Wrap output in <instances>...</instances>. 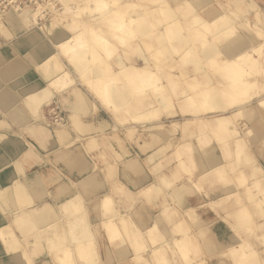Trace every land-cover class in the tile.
I'll return each mask as SVG.
<instances>
[{
    "label": "bare ground",
    "instance_id": "1",
    "mask_svg": "<svg viewBox=\"0 0 264 264\" xmlns=\"http://www.w3.org/2000/svg\"><path fill=\"white\" fill-rule=\"evenodd\" d=\"M16 1L17 0H1L3 8H0V32L9 41L17 40L20 36L23 35H25V37L28 36L26 41V58L28 59V61H31L28 64L32 65L35 63L36 65H40L43 63L45 65V69L41 73V77L43 78L41 80L44 82H51L56 91H58L57 89H60L57 94L60 96L59 98L62 99V105H70V109L72 110V112L70 113V115H68L70 117H73V119H76V116L80 115L79 113L81 112H84L86 114L90 112L91 104L93 106L95 104V108L97 107V105L96 102L92 100L93 98L91 99L89 97L90 94L87 95L84 91H82L78 87H73L71 84L67 85V83L64 82L63 78L61 77L55 78L59 73H61L59 67L60 65L57 66L56 63H47L48 59L53 55L54 47H56L59 51L60 57L68 54V57H70V61L74 69L77 71V73L80 74V76L78 77L81 83L83 82L84 84H92V86L87 84L89 86L87 88L92 91L93 89H91V87H94L93 84H95L93 81L94 78H96V76H99L98 78H101V76L103 75H99L102 72V69L99 68L100 66H98V63H100V65H102L103 63L101 61L104 60L103 54H113L116 56L114 57V62H119L118 60H120V56L118 54H123L122 50L126 48L132 51L134 47L132 42H134V39L139 38V41L140 37H142L143 35L142 44L145 43V45H147V48L145 45H141V47H145H142V52L138 53L142 61V65L140 66L143 67H136V69H134L135 71H137L138 69L139 72L141 69V72L137 73V71L136 73L138 75H133L132 73H130V71L133 70V66L131 67L130 64H127L130 65L128 67L131 70L129 69L130 71L128 70V73L126 74L130 75H124L125 77L123 78L122 75L125 74V71H127L128 67L126 66L127 69H125V67L121 65L119 69L121 71L120 73H122V71L124 72L121 75V78H123V80L125 81L127 79V81L130 82L129 84H131L128 89L129 93L125 91L124 88L118 87V82H122L120 81L121 78L117 76L120 75V73H115V75H117L115 77H111L110 79H108L109 76L106 73V77L108 79V81L106 80V82L109 83V86L103 88L101 97L106 96V99L102 101L105 102L106 100L109 106L112 104V108L119 110L120 108H124L127 104H129L130 100L132 99L138 100L139 98L138 104L146 105L148 99L146 97L147 95L145 96V94H141V92L150 90L152 94H155L154 96L157 97L156 102L158 104H161V109L139 110L138 114H134L131 116L134 124L126 123L127 118L122 116H118L116 118V120L122 123L114 122L115 119L112 120L113 122H109L105 119V121H98L97 124L92 123V120H90L91 118L84 117L82 119H84V121H87L82 123V126L79 128V130L70 135L68 130H65V128H63V125H56L57 122L58 124H62L65 118L54 120L52 119L54 122H56L55 127L53 129L48 127L46 116L41 110L44 106V103H46V101L50 98V89L49 87L47 89V87L45 88L43 86H40L38 82H36L34 85L25 87L24 84H26L30 78V74L27 73L24 74V80L26 82H23L21 78H18L16 80L13 79L12 86L22 91L20 98L21 101H18L20 103L26 102V106L29 107L30 114H32V117L36 120L31 121L32 123H25V125H22V128L20 129L29 134L31 137H34V139L39 141L41 145H51L53 149L50 154H55L54 156L56 157V160L62 161L66 164H71V168H78L83 166L81 170H87L85 174L83 176H80V178L76 181L68 179L72 187L76 183L84 186L83 188H81L82 190H85L88 187L92 188L93 186L98 188V186L100 187V184L102 186L105 181H102V184L101 181L97 180V177L95 179L93 178L95 174H97V176H100L104 173V171H102V167H104L105 165H100V163H102V160L103 162L110 161L109 163L111 167L108 169V171L110 170L108 172V176L112 178L110 182L117 183L115 181L119 180L117 175L124 168L125 170H129L130 173L135 177L137 176L136 178L143 179L140 182V184L143 185L134 190H127L124 189V187L119 186V188L122 189L123 195H125L124 197L126 209L124 211L115 206L117 202L112 199V192L103 194L102 198H104V200L101 202V204H103L102 207L108 208L109 211L106 210L104 212H100L101 214L99 215L100 218L98 222L94 223V225H107V228L113 229L111 230L113 232H111L109 235V239L111 241H115L119 238V241L121 240L122 242H127V244L128 242L130 243L129 246H126V244L124 243L125 247L124 244H119L122 245L123 248L118 245L120 250L117 247L118 252L116 251V253H121L119 257L128 255L127 257L131 260L135 262H143L144 264H152V260L154 258H158L159 261L157 262H159V264H176L180 262L182 264H208L207 260L211 255L208 253L214 251L212 250V248L215 245L213 246L212 239H207L204 249L207 251H205L206 254H203L204 251L202 253L198 252V250L202 251L204 247V245L203 247H200V239L198 237L200 235L198 233L203 231L204 228L209 224V222L201 219L202 217L200 214H198L196 209L197 205H195L196 207H194L183 204L185 201L183 198L184 194L175 196L176 193L182 192L183 189H178L173 193L172 191L176 189L174 186L176 185L175 180H178L179 178V166L182 167L184 162V159L181 157L183 155V151H181L182 147H185L187 145L186 149L193 151V155L190 157V160H195L198 164L203 165L201 168L202 173L206 174V172L208 173L212 169L217 170L216 167L227 165L226 160L230 158V156L232 158V162L238 157L239 150H235V148H237L236 145H238L236 144V138V143H233L235 145L230 144V139L228 140L229 136L231 137L232 133H234V136L235 134H240V130L234 122V118L239 115L244 116L248 111L252 110V108L253 110L260 109L261 113L264 112V8L261 6V1L264 4V0H260V2L258 0H253L252 6L250 5V3H248V7L246 9L247 13L245 14H240V10L239 12L235 11L234 7L229 2L227 4H224V2H222L221 0L214 1L213 3L212 1L207 2L205 0H185L187 4L189 3L187 7H185L187 4L184 2V0H175L177 6L175 4L172 5L171 8L175 7L176 11L179 4H186L184 6L186 10L183 7L184 4L180 5L184 8L185 12L183 13V11H181L180 13V11H177L179 13H176L178 14L177 17L174 16V13V15L172 14L173 9L172 11L170 10L171 14L169 11L170 8H168V10L165 9V7L168 6L167 0H144L146 4L143 0H140L142 4L146 5L142 8L148 10L149 8H151V10H159L161 16H163V20L160 21V19L158 20L157 15L156 20H158V22H155L154 24H160L161 26L166 25L167 27H170L169 29H166L167 27L163 26L164 29L168 30L165 34L164 31L166 30H163V34L160 32L161 35L158 34L156 36H152L157 46H159L158 48L161 49L157 50V48H154L155 51L151 50V52L154 53L152 54L154 56H156V53H159L161 55L162 53L160 52L164 49L168 50V47L170 48V50H172L171 48L174 47V50H172L173 52L179 50L180 48L189 51L192 46L194 47V49H197L199 53H201L200 60H202L204 63L207 62L205 63L206 66L209 61H212V63L214 61H218L221 65H223V67H226L225 65L228 66V68L226 67V69H228L227 73L223 74L224 78H221V80H217V82L215 83L214 79L216 78H212L216 76L214 75V71L213 74H210V72L207 74L209 77L200 76L201 74L199 72L202 71V66L200 65V62H198V60L190 59L186 61L185 57L181 58L188 53L187 51V53L184 52L185 54L183 53L182 55H179V57H177V59L175 60L164 59L158 61L157 57L153 58L154 60L152 59L151 53L148 51V48L152 49L153 45L149 44L150 46H152V48L148 46V43L146 44V42L144 41V36L146 37L145 39H147V35L150 34V32L152 33V28H154L153 26L156 25H151V22H147L148 19H144L146 21L139 20V22L140 24H144L145 28L141 27L142 29L136 30L133 27L132 24H134L136 19H142L144 16L143 13V16H141L142 18L134 16L135 14L133 11L135 9H132L134 8L133 5H135L134 2L132 3L130 1L131 3L128 4L129 1L127 0H76V2H74L75 6H72L68 4V2H70L69 0H56V4L55 2H53L54 0H48L47 6L51 9L52 13H57L59 14V16L65 15L69 18L66 22L72 23L73 26V29L70 28V31L71 29L73 31L75 30L74 26L80 25L79 27H81L84 22H82L81 20L82 16H86V13L91 12L89 13V16H92L91 23L93 25L95 24L96 27L90 26L91 23L88 21L89 23H87V25L90 24L88 26L92 27V29L89 28L88 30L92 31H90L91 34L88 35L89 37H86L83 32V34L81 32L79 33L81 35H74V33L70 35L65 31H57L53 34L47 32L48 35L44 36L41 33L32 31L33 26L38 23V16H40L41 13L45 10L43 11V7L37 2L29 5V3L23 0H21L20 2ZM126 1L127 3L125 4ZM140 1L136 0L137 3H139ZM154 2H156L155 5H152ZM177 2L180 3L178 4ZM121 3L125 4L126 7L127 5H130V8L128 7L126 9L123 4L119 5ZM254 3H256V5ZM200 5L202 7H207L208 9L200 12ZM91 6L93 7V9H91ZM112 6L113 9H111ZM152 16L155 18L154 15H148L147 17L150 18L149 20H151ZM109 18H111V21L109 20ZM165 18L167 20L169 18L170 20L167 21ZM232 18H235L236 21L232 20ZM164 19L166 21H164ZM104 23H106L107 26L108 24H111V26L109 25L108 27H106V24ZM168 23H170L172 26H168ZM244 23L249 27V30L246 32L253 35V37H250L251 39L249 41H244L242 39L243 37L241 36L242 34H236V30L233 29L234 27L239 26V24L243 25ZM140 24H138L137 21V24L135 26ZM236 24L238 25L235 26ZM211 28L214 31L216 30L215 33L212 32L214 34H212V36L214 37H211L210 35L207 36L208 32L211 33ZM10 29L14 32L10 31ZM107 29L112 30V32L108 31L110 36H106V33H108ZM140 33L142 34L141 36L135 37L136 35H140ZM253 33H256L255 35L257 36L254 37ZM231 35L234 37V39L237 38V41L235 40L236 42L234 43L235 45L232 44L233 47L231 49L233 50L231 52L225 46L227 51L229 50L228 52L231 53V57L227 58L228 56L225 55L228 52H226L225 54L223 53L224 55L219 51L218 53H215L214 51L218 49L219 43H222L224 41H222V39L231 38ZM258 36L261 37V39L259 38V40L262 41L255 42V38H257ZM210 37L213 39L215 38L216 41H214L218 45L210 43ZM240 37L241 40H243L241 41L242 43L240 42V40H238L240 39ZM147 40L149 41V39ZM171 40L174 42V45L170 44L169 46V44L167 43ZM194 41H198L201 47L199 44H195ZM207 41L209 43L206 44ZM230 41L228 40V42L226 41L224 43L231 45L229 44ZM140 42L142 41L140 40ZM211 42L213 41L211 40ZM31 46L33 48L32 51H34L30 55L29 48ZM177 53L175 52V54ZM160 55L158 57H160ZM11 56H8L7 58H10ZM106 56L105 59H107ZM91 59L93 60L92 63L90 62L92 61ZM95 59H97V61L99 62L97 63V65L95 64L96 67L98 66V68H93L95 70L94 76H81L84 74V72H86V75L90 72L88 71V69H90V65L88 67L87 64H93L94 62L96 63L97 61ZM177 62L181 65H178ZM188 65L192 68L191 73L189 75H181V72L183 71L185 73L186 70L181 69L184 67L186 68V66ZM104 66L109 67L108 63L105 62V60ZM168 66H170L171 69H173L172 67L175 66L174 69L176 71H168ZM101 67H103V65ZM214 67L215 66H213V68ZM110 68L109 70L107 69L108 72L111 70ZM98 70H100V73ZM63 72L65 75L69 73L68 70L65 69ZM131 72L134 73V71ZM112 73L114 74V72ZM67 79L69 80V78ZM205 79L207 82L212 81L213 86H203ZM102 84L100 86V89H102ZM121 85H123V87L125 86V84ZM40 87H42L41 91ZM54 88L53 90H55ZM96 89L97 88H95V90ZM64 90H68L69 92L65 93ZM165 90H170L171 93H167ZM138 94L139 97L135 98V96ZM93 95L95 96L96 94L93 93ZM174 95L177 96V99L179 100V102H176L177 104L175 103V105L177 106L179 103L181 104L177 106L178 112H170L169 110H167V105L169 104L170 100L169 97L173 98ZM207 98L210 99L207 100ZM198 99L203 101L205 100L204 103H202L203 101H201V105H203L205 108L202 107L203 110H199L196 108L191 109L192 106H198ZM104 102L102 103L104 104ZM183 102L187 103V106L184 107L185 104L183 105ZM40 103L41 105L39 106ZM130 104L132 105V101ZM255 107H257V109ZM17 110L18 109L16 108L15 111ZM161 114L163 115L161 116ZM176 114H178L179 116H175ZM32 117L30 118L31 120L33 119ZM8 127L9 125L7 123L0 121V142L6 145L11 150L8 154H3L0 151V163H6L10 166L14 165L15 168H11L10 170L3 169L0 172L1 179L8 182L5 185V188H0V208H2L1 210L7 213V215L9 214V219H15V223L13 224V226L19 231V234L17 235L11 231L12 228L10 225V220L9 222H7V224H4L3 226L0 225V238L1 241H3L2 243H4L5 250L8 256L14 259L15 264H34L31 254L46 252L49 257L42 261V264H56L52 262V260H55L58 264H77L78 262L82 261H76L77 258L88 259L87 262L84 261L83 264H96L98 259L97 251L94 247H92L91 244L93 240L90 238V234L93 233V229L91 227L93 223L91 224V222L86 219L88 217L87 213H85L86 211L83 213L84 215L82 214L79 217H75V214H79L84 209L86 210V201H82L79 195L74 194L75 197H72L73 199H69L68 201H65L59 205L58 210L56 209L58 213H53V206L44 207L39 204V202H36L35 198L37 196H42V188L40 190H37L32 185H28L26 183V176L23 177V164H21V162L14 163L11 160V157L21 156L22 161L26 162L30 160H32L33 162H41L42 157L40 156V154H38L36 149H34L32 143H30L28 139H26L23 131L10 132L8 130ZM239 127H241V125ZM236 128H238V130ZM248 131H250V129ZM253 134L256 135L257 133L255 132L252 133V135ZM148 137H151V139H147ZM258 138H260L259 135H256L254 141L252 140L254 144H258ZM123 139L129 142V144H136L140 151L133 150L131 148H128L127 146L123 148ZM211 142H216V148L211 150L210 155H204L202 149L208 148V145ZM26 143L27 145L29 144V149L24 147ZM148 145L151 147L150 150H148ZM108 146L112 147L111 152H107V156L102 157L103 159L101 161L96 162V167L92 165L89 168L87 162L89 159H85L83 162H80L81 156L83 158V153L85 154V152L88 151H94L93 153H95L102 147L104 148ZM144 146H148L147 150L143 149ZM239 147L240 150H243L245 146L241 145ZM168 148L172 150V152H176L178 164L170 165L167 168V172L169 170V173H157L158 171H155L154 168H156V164H158L159 162H154V157L159 156L157 154L162 151V149ZM142 149L145 150V153L147 154L146 158L151 163L149 164V167L153 168L152 172H145V165L140 162L142 159L139 153L143 152ZM218 149L220 150L219 153L221 157H219V154L217 153ZM107 150H109V148H107ZM46 154L48 155L49 153ZM115 157L116 159L119 158L117 159L118 161L115 160ZM251 158L252 157L246 156V161L250 163V161H252ZM151 159H153L152 162ZM111 163H113L114 165H111ZM252 164L250 163L252 170L250 169L251 171L249 170L248 172L249 175L254 178L252 179L253 181L251 180L250 184L247 183L246 178H243L244 175L242 174V171L240 174L243 177L241 178V182L239 183H234L229 180V178H231L229 175H223V169H221V167L216 171L219 180L222 181L225 185H228L227 187L225 186L226 188L224 189V192H226L227 194L226 198L234 197V201H232V204L234 202L235 208L233 211V215L236 217L235 230L237 236L239 237V240L236 244L229 246L227 251H233V253L231 254L234 255L240 247L244 248V246H253L252 251L250 252V256L252 258L255 255L254 259L256 260L248 262L247 256L242 257L243 259L240 258L242 259L240 260V262H244V264H260V262L258 261V255L262 256L264 254L262 252L264 250V185H262V181L264 183V168L262 165L255 166ZM188 178L190 179L191 177ZM38 180L39 177L37 176V178H34V180L31 182L32 184H36L39 187ZM53 180H55V178ZM195 180L196 178L194 179V182H196ZM98 182L100 183L97 184ZM62 189L65 190L66 188L64 189V186H62ZM106 190L108 191V189ZM241 190L242 193L245 192V194H247L245 201H242V199H240L242 196L238 195L241 193ZM79 191L80 189L78 188L76 192L78 193ZM97 195L99 194L97 193ZM171 197H173L172 199L176 201L177 208L175 211L172 210L166 212V209H168V207L165 202L167 200H171ZM145 201H147L146 205L148 206L144 205ZM159 201H161V204L159 203ZM216 201H219L218 203H220V198L216 197L210 200L208 204L210 206H215L214 204H216ZM228 204L225 207L220 205V207L228 209ZM145 207L148 209L153 208L152 210L156 212H152L151 214L149 210H145ZM25 208H27V210H24ZM248 210H250V212L251 210H257L261 215H249ZM145 213L147 214V217H145ZM135 217L137 218V221ZM120 218L124 219V225L129 230L126 234L127 240L124 239V236L121 237L120 234L114 232L115 228L119 226L117 220ZM60 221L65 222V225L69 229L68 233H59L58 225ZM163 223L170 224V232H166V230L164 231V228L166 227L165 224L163 225ZM189 223L193 226L190 227ZM93 228L96 230L97 227ZM162 230L166 232V234H164ZM248 230L250 235L246 236L245 233H247ZM27 236L31 237L33 240H30L31 242H29V237ZM27 242L40 246H38L37 250H33L32 252L28 253L25 248ZM169 249L176 250V259L174 260H177L178 258L179 261L177 260V262H175L173 261L171 256L168 257L163 255L164 251ZM215 249V251H219L217 248ZM173 250L172 253L174 254ZM107 254H109V252ZM106 256L108 259V255ZM108 261H110V259Z\"/></svg>",
    "mask_w": 264,
    "mask_h": 264
},
{
    "label": "rangeland",
    "instance_id": "2",
    "mask_svg": "<svg viewBox=\"0 0 264 264\" xmlns=\"http://www.w3.org/2000/svg\"><path fill=\"white\" fill-rule=\"evenodd\" d=\"M18 2H20L21 0H17ZM16 1V2H17ZM23 1H25V2H27V3H29V5H31V4H34V3H38V4H40L43 8V11L44 12H42L41 13V15L40 16H38V18H37V21H38V23H36L34 26H33V29H32V31H36V32H38V33H41L42 35H44V36H47L48 35V33H51V34H53L54 32H57V31H65V32H67L68 34H73L74 33V35H81V34H79L80 32L82 33H84V35L86 36V37H89L88 35H90L91 33H90V31H92V30H88L89 28L90 29H92V27H96V25L94 24H92L91 22H92V16L90 17L89 15V13H91V12H89V13H86V16L85 15H83L82 16V18H81V20H82V22H83V25L81 26V27H79V26H74V31L72 30L73 28V26H72V23H67L66 21L69 19L67 16H65V15H61V16H59V14H57V13H52L51 12V9L47 6L48 5V0H23ZM70 2H68V4H70V5H72V6H75V3L74 2H76V0L74 1V0H69ZM90 1V0H89ZM88 1V2H89ZM127 1H129V3L128 4H130L131 2L133 3L134 2V4L135 5H133V7L134 8H132L134 11V16L135 17H140V18H142L141 16H143V14H144V16H143V18L142 19H136V21L134 22V24H132L133 25V27L137 30V29H142V28H145V25L144 24H140V22H139V20H141V21H146L147 19V22L149 21V22H151L152 24L151 25H156V26H153L154 28H152V33L150 32V34H148L147 35V39H149V41L147 40V39H145L146 37L144 36V41L146 42V44L148 43V46H150V45H153V48H152V46H150L152 49H150V48H148V51L151 53V57H152V59L153 58H155V57H157V59H158V61L159 60H164V59H177V57H179V55H182L184 52H186L187 50H184L183 48H180L179 50H176V51H172V50H174L173 48H171L172 50H170V48L168 47V50H162L160 53H162L161 55L158 53H156V56H154L153 54V52H151V50L152 51H155L154 50V48H157V50L159 49V50H161L160 48H158L159 46H157V44H156V42H155V40L153 39V37L152 36H156V35H161L160 34V32L163 34V30H166V29H169L170 27H167L166 25L164 26V25H160V24H154L155 22L157 23L158 22V20L160 19V21H162L163 20V16H161V13L159 12V10H156V9H152L151 10V8H149V10L148 9H145V8H142L143 6L145 7L146 5V3H145V1H144V3L145 4H142V0L139 2V3H137L136 2V0H127ZM127 1L125 2V4L127 3ZM131 1V2H130ZM175 0H167V2H168V6H166L165 7V9H167L168 10V8H170L169 9V11L171 10L172 11V9H173V12H172V14L174 15V16H178V12L180 11V13H181V11H183V13L185 12V10H186V8L185 7H187L188 5H189V3L187 4V2H185V0H184V2L187 4H185V3H181V4H179L178 2V8H177V11H176V9H175V7H173V8H171L172 7V5H175L176 4V1L174 2ZM205 1H207V2H209V1H212V3L214 2V1H217V0H205ZM222 2H224V4L226 3H230L233 7H234V9H235V11H237V12H239V10H240V14H245V13H247L246 12V9H247V7H248V3H250V5L252 6L253 5V0H221ZM53 2H55V4H56V0H54ZM90 3V2H89ZM124 3V2H123ZM123 3H121V4H119V5H122ZM155 3L156 2H154L152 5H155ZM24 4V3H23ZM78 4V3H77ZM125 4H123V6L124 7H126V5ZM137 4H139V5H137ZM216 4H218V3H216ZM255 5H256V3H254ZM59 5V4H58ZM89 5V4H88ZM180 5H183V7L185 8V10H184V8L182 7V6H180ZM123 6H121V7H123ZM132 6V5H131ZM139 6H141V7H139ZM176 6H177V4H176ZM89 7V6H88ZM130 8V5H127V7H126V9L127 8ZM181 7V8H180ZM199 7H201L199 10H200V12H203V11H205L206 9H208L207 7H202L201 5L199 6ZM244 7H246V8H244ZM0 8H3V4L1 3V0H0ZM91 9H93V7L91 6ZM111 9H113V6L111 7ZM175 9V10H174ZM249 9V8H248ZM142 10H143V12H142ZM145 10H146V12H145ZM151 13H150V12ZM153 11H155V12H153ZM168 11V12H169ZM171 11H170V14H171ZM176 11V12H175ZM0 12H1V10H0ZM145 12V13H144ZM143 13V14H142ZM153 13V14H152ZM176 13H178V14H176ZM52 14V15H51ZM148 15H154L155 16V18L152 16L151 18V20H149L150 18H148L147 16ZM158 15V16H157ZM50 16V17H49ZM156 16L158 17V20H156ZM87 17V18H86ZM144 19H146V20H144ZM166 19V18H165ZM164 19V21H166ZM109 20L111 21V18H109ZM109 20H106V21H109ZM156 20V21H155ZM170 19L168 18V20L167 21H169ZM232 20H234V21H236V19L235 18H232ZM91 23V25L90 24H88V25H90V26H92V27H90V26H88L87 25V23H89V22ZM102 21V20H101ZM137 21H138V24H140V25H142V26H140V25H137V26H135L136 24H137ZM85 22H86V25H85ZM104 24H106V23H104ZM111 26V24H108V26ZM144 25V26H143ZM150 25V26H151ZM172 26L170 23H168V26ZM216 25V24H215ZM238 24H236L235 26H237ZM35 26H37V27H35ZM105 26V25H104ZM107 26V24H106V27H108ZM167 27L166 29H164V27ZM43 27V28H42ZM77 27H79V28H77ZM88 27V28H87ZM142 27V28H141ZM163 27V28H162ZM9 28V27H8ZM61 28V29H60ZM70 28H72L71 29V31H70ZM77 28V29H76ZM213 28H215V27H213ZM60 29V30H59ZM83 31H82V30ZM234 30H236L235 31V33L236 34H238V33H240V34H242L241 36L243 37L242 39L244 40V41H249L251 38L250 37H253V35L252 34H248V32H246V31H248L249 30V27L244 23L243 25H240L239 24V26H237V27H234L233 28ZM264 29V28H263ZM155 30V31H154ZM10 31H12V32H14L13 30H11L10 29ZM41 31V32H40ZM79 31V32H78ZM112 32V30H110V29H107V32ZM153 31H154V33H153ZM168 30H166V31H164V34L167 32ZM210 31H211V33L210 32H208L207 33V36H211V37H214V36H212V34L213 33H215L216 32V30L214 31L212 28L210 29ZM48 32V33H47ZM109 32L108 33H106V36H110V34H109ZM213 32V33H212ZM78 33V34H77ZM82 33V34H83ZM210 33V34H209ZM109 34V35H108ZM235 34V35H236ZM254 34V37H256L257 35H255L256 33H253ZM112 35H114V34H112ZM111 35V36H112ZM136 35V34H135ZM142 34L140 33V35H136L135 37H137V36H141ZM214 35V34H213ZM105 36V37H106ZM260 36V35H259ZM257 37V38H255V42H258V41H262V40H259V38L261 39V37ZM262 36V35H261ZM142 37H143V35H142ZM142 37H140V40L142 41V42H140V40L138 41V39L139 38H135L134 39V42H132L133 43V45H134V47H133V50L131 51V50H129V49H123L122 51V53L123 54H118L119 56H120V60H118L119 62H117V61H115L114 62V57H116L115 55H113V54H108V53H106L107 54V56H106V54L104 53L103 55V58H104V60H105V62H107L108 63V66L109 67H105L106 66V63H105V66H104V60H101L102 62V65H103V67H101L102 65H100V63H98L99 61H97V59H95L97 62L95 63H93V64H91L92 62H93V58L91 59L92 61H90L91 63L90 64H87V66L89 67V65H90V69H88V71H90L89 73H90V75H89V73H87V75H86V72H84V74L83 75H81V76H91V77H93L94 76V73H95V70L93 69V68H95L96 67V65H97V63L99 64L98 66H100L99 68H101L100 70L103 72H101L100 73V70H98L99 71V75H102L101 76V78H98L97 76H96V78H94V83L95 84H93V86L94 87H91L92 86V84H88L87 82H85V83H87L88 85H91L90 87H91V89H93L92 91L90 90V89H88L87 87H89L87 84H84L83 82L81 83V81H80V79H79V77L78 76H80V74L79 73H77V71L74 69V67H73V65H72V63H71V61H70V57H68V54H65L64 56H59V51L57 50V48L56 47H54V52H53V57L51 56L49 59H48V62L47 63H56L57 64V66H59L60 67V70H61V73H59L58 74V76H56L55 78H59V77H61V78H63V80H64V82H66L67 83V85H72L73 87H78L79 89H81L82 91H84L87 95H89V97L92 99V100H94L95 102H96V105H97V107L95 108V104H94V106L91 104L90 106H91V111L90 112H88L87 114L86 113H84V112H81V113H79L80 115H78V116H76L77 118L76 119H73V117H70L68 114H67V111L65 110V108L63 107V105H62V103H61V100L62 99H60L59 97V95L57 94L59 91H60V89H57L58 91H56V89L53 87V85H52V83L50 82H44V81H42L41 79H43L42 77H41V73L43 72V70L45 69V65L42 63V64H40V65H36L34 62V64H32V65H30V78H29V83L27 82L26 84H24V86L26 87V86H29V85H34L36 82H38L39 84H40V86H43V87H47V89H48V87H49V95H50V98L46 101V103L44 104V106L42 107V110L41 111H43L44 113V115L46 116V122H48V127H50V128H54L55 127V123L56 122H54L53 120L54 119H60V118H65L64 119V122L62 123V124H58V122H57V124L56 125H58V126H61V125H63V128H65V130H68V132H69V134L70 135H72L73 133H75L77 130H79V128L82 126V123H84V122H86L87 120H85L84 121V119H82V118H91L90 120H95L96 119V114H98L97 115V117H108V118H112V119H115L114 120V122H116V123H122V122H120V121H118V120H116V118L118 117V116H122V117H126L127 118V122L126 123H133L134 124V121L131 119V116L132 115H134V114H138L139 113V110H143V109H151V110H154V109H161V104H158L157 102H156V99H157V97H155L153 94H152V92L150 91V90H148V91H145V92H141V94H145V96L148 98L147 99V103H146V105H143V104H141V105H139L138 104V100H139V94L138 95H136L135 96V98H138V100H134V99H132V100H130V103H131V101H132V105L129 103V104H127L124 108L122 107V108H120L119 110H116V109H114V108H112V104L109 106L108 104H107V102H106V100H105V102L104 101H102V100H104V99H106L105 97L106 96H103V97H101L102 96V90H103V88L105 87L106 88V86H109V83L108 82H106V80L108 81V79H110L111 77H115L117 74H119L121 71L119 70L120 69V66L121 65H123L124 67H125V69H127V67L128 66H130L131 65V67L133 68V70H131L129 67H128V69H127V71H125V74H123L124 72L122 71V73H120V75H117V76H119V78H121L122 76H123V78L126 76V75H130V74H126V73H128V70L130 69L131 71H134V73H136L137 71V73H140L141 72V69H140V72H139V70L137 69V71H135L134 69H136V67L138 68V67H143V66H140V65H142V61H141V58L139 57V55H138V53H141L142 52V47H145L146 46V48H147V45H145V43L144 44H142L143 43V38ZM151 37V38H150ZM209 38V39H211L213 42H211V40H209V42L210 43H214V45L216 44V45H218L217 43H215V41H216V39L214 38ZM231 38H233L234 39V37L231 35L230 36ZM109 38H112V37H109ZM231 38H228V39H222V43L220 42L219 43V46H218V49H216L214 52L215 53H218V51L220 52V53H226V52H228L229 50H230V52L233 50V49H231L233 46H232V44L233 45H235L234 43L237 41V38H235L234 40L233 39H231ZM152 39H153V41H152ZM215 40V41H214ZM228 40L230 41V43L229 44H231V45H228L227 43L225 44L224 42H228ZM236 40V41H235ZM238 40H240V42L241 41H243V40H241V37H240V39H238ZM16 41L17 40H13V41H9V40H7L6 39V43L5 44H2V45H0V53H1V51L3 52V50L4 49H6V48H14V46H15V43H16ZM234 41V42H233ZM141 44H140V43ZM170 42V43H169ZM167 44H169V46H170V44H172V45H174V42L171 40V41H169ZM195 42V44L197 43V44H199V42L198 41H194ZM193 42V43H194ZM208 41L206 42V44L207 43H209ZM36 43H38V42H36ZM135 43V44H134ZM153 43V44H152ZM223 43H224V45H223ZM242 43V42H241ZM11 46H10V45ZM138 44V45H137ZM150 44V45H149ZM240 44V43H239ZM9 45V46H8ZM137 45V46H136ZM141 45H145V46H142L141 47ZM155 45V46H154ZM200 45V44H199ZM205 45V44H204ZM238 45V44H237ZM168 46V45H167ZM167 46H166V48H167ZM225 46H226V48L227 49H229L228 51H227V49L225 48ZM231 46V47H230ZM200 47H201V45H200ZM200 47H199V50H200ZM203 47V46H202ZM146 48H144V49H146ZM205 48V47H204ZM225 48V49H224ZM32 46L29 48V51H30V55L32 54V52L34 51H32ZM126 50V51H125ZM196 50V51H195ZM225 52H224V51ZM14 51H15V49H14ZM16 52H19V51H16ZM125 52V53H124ZM175 52L177 53V54H175ZM188 52V53H187ZM186 53L187 54H185L184 56H180L181 58H183V57H185V60L187 61V60H190V59H192V60H198V62H200V65L202 66V71H200L199 73L201 74L200 76H203V77H209L207 74L210 72V74L212 73L213 74V71H214V75H216V76H214V77H212V78H216V79H214L215 81H214V83L215 82H217V80H221V78L223 79L224 78V76H223V74L224 73H227V71H228V69H226V67L228 68V66L227 65H225L226 67H223V65H221L218 61H214L213 63H212V61H209V63L207 64V66H206V64L205 63H207V62H203L202 60H200L201 59V53H199V51H197V49H194V47H192L191 46V49L189 50V51H187ZM195 52V53H194ZM197 52V53H196ZM230 52H228V53H226L225 55H227L228 57L227 58H230L231 57V53ZM57 53V54H56ZM103 53V52H102ZM153 53V54H152ZM196 54H198V55H196ZM223 54V55H224ZM256 54V53H255ZM10 56L11 55H13L12 53H10L9 54ZM26 55H27V53L26 54H24L23 55V58H24V60L27 62L28 61V59L26 58ZM57 55V56H56ZM122 55V56H121ZM153 55V56H152ZM160 55V57H158ZM105 56L107 57V59H105ZM109 56V57H108ZM171 56H172V58H171ZM194 56H196V57H194ZM162 57V58H161ZM55 58V59H54ZM178 59H180V58H178ZM62 62H61V61ZM94 60V61H95ZM154 60V59H153ZM169 61V60H168ZM181 61V60H180ZM29 62H31V61H28L27 63H29ZM179 62V61H178ZM177 62V63H178ZM211 62V63H210ZM168 63H172V62H168ZM176 63V62H175ZM205 65H204V64ZM216 63H219V64H216ZM96 64V65H95ZM127 64H130V65H127ZM211 64H213V65H211ZM95 65V66H94ZM178 65H181V64H179L178 63ZM204 65V66H203ZM210 65V66H209ZM34 66H36V67H34ZM41 66V67H40ZM98 66L96 67V68H98ZM127 66V67H126ZM213 66H215L214 68H213ZM43 67V68H42ZM111 67V68H110ZM135 67V68H134ZM169 68H168V71L169 70H171L172 72L173 71H176L175 69H174V67H172L173 69H171L170 68V66H168ZM193 67V66H192ZM209 67V68H208ZM220 67V68H219ZM36 68V69H35ZM40 68H42V69H40ZM105 68H106V70H105ZM109 68L111 69L109 72L107 71V69L109 70ZM145 68V67H144ZM64 69L65 70H68V74H64ZM105 71H104V70ZM124 69V70H125ZM184 69H186L185 70V73L182 71L181 72V75L182 74H184V75H189L190 73H191V70H192V68L188 65V66H186V68L184 67V68H182L181 70H184ZM210 69V70H209ZM218 69V70H217ZM118 70H119V72H118ZM129 70V71H130ZM59 71V70H58ZM114 72V74L112 73V72ZM116 71V72H115ZM130 71V73H132L133 75H138L137 73L136 74H134L133 72H131ZM212 71V72H211ZM226 71V72H225ZM111 72V73H110ZM37 73V74H36ZM39 73V74H38ZM106 73H107V75L109 76L108 77V79H107V75H106ZM110 73V74H109ZM115 73H117L116 75H115ZM63 74V75H62ZM72 74V75H71ZM105 74V75H104ZM123 74V75H122ZM131 74V75H132ZM62 75V76H61ZM122 75V76H121ZM125 75V76H124ZM64 76V77H63ZM70 76H71V78H70ZM105 76V77H104ZM221 76H223V77H221ZM65 77H67V78H69V80H70V82H69V80L67 79V78H65ZM103 77V78H102ZM51 78H53V77H51ZM73 78H74V80H73ZM123 78H121V80L120 81H122V82H118L117 84H118V87L119 88H124L125 89V91H127L128 93H129V87H130V85L131 84H129L130 82H128L127 81V79H126V81L125 80H123ZM77 79V80H76ZM103 79V80H102ZM33 80V81H32ZM41 80V81H40ZM67 80V81H66ZM72 80V81H71ZM26 82V81H25ZM111 82V81H110ZM166 82V81H165ZM49 85H48V84ZM69 83V84H68ZM93 83V82H92ZM103 83V84H102ZM112 83V82H111ZM110 83V84H111ZM127 83V84H126ZM179 83V82H178ZM97 84V85H96ZM101 84H102V89H100V86H101ZM121 84H125V86L123 87V85H121ZM180 84V83H179ZM45 85V86H44ZM87 85V86H86ZM96 86V87H95ZM128 86V87H127ZM203 86H207V87H210V86H213V82L212 81H210V82H207L206 81V79L204 80V83H203ZM53 88L55 89V90H53ZM87 88V89H86ZM95 88H97L96 90H95ZM168 88V87H167ZM169 89V88H168ZM42 90V87H40V91ZM89 90V91H88ZM99 92H98V91ZM65 91V93H67V92H69L68 90H64ZM63 91V92H64ZM90 91H91V93H92V95H91V93H90ZM167 93H171L170 92V90H165ZM62 92V93H63ZM17 93L19 94L18 96H17V100H20V98H21V93H22V91L21 90H18L17 91ZM56 93V94H55ZM93 93H95L96 95L94 96L93 95ZM58 95V96H57ZM54 96V97H53ZM56 96V97H55ZM97 98H99V99H97ZM101 99V100H100ZM169 104L167 105V107H168V109L167 110H169L170 112H173V111H176V112H178V105H181L180 103L176 106L175 105V103L177 102H179V100L177 99V96H173V98L172 97H169ZM201 99V98H200ZM200 99H198V106L197 107H193L192 106V108L191 109H194V108H196V109H199V110H203V108H205L203 105H201L202 103H204V101L203 100H200ZM210 98H207V100H209ZM178 100V101H177ZM206 100V101H207ZM21 101V100H20ZM100 101V102H99ZM134 101H135V103H134ZM137 101V102H136ZM201 101H203L202 103H201ZM102 102H104V104L102 103ZM176 103V104H177ZM199 103H200V106H199ZM47 104H49V105H47ZM60 104V105H59ZM183 105H184V107L185 106H187L186 104L187 103H182ZM103 105V106H102ZM183 105H182V107H183ZM205 105V104H204ZM108 106V107H107ZM203 107V108H202ZM202 108V109H201ZM256 109H257V107H255ZM182 109V108H181ZM125 110V111H124ZM179 110H180V108H179ZM258 111V112H257ZM29 112V111H28ZM27 112V113H28ZM247 112V111H246ZM259 113V114H258ZM78 114V113H77ZM163 114H165V113H163ZM163 114H161V116L163 115ZM29 116H30V118L32 117V114H30V112H29V114H28ZM93 115V116H92ZM61 116V117H60ZM175 116H179L178 114H176ZM252 116H253V118H252ZM56 117V118H55ZM59 117V118H58ZM75 117V116H74ZM80 117H81V119H80ZM129 117H130V119H129ZM260 117V118H259ZM33 118V117H32ZM93 118V119H92ZM95 118V119H94ZM239 118V119H238ZM243 118V119H242ZM262 118V119H261ZM48 119V120H47ZM53 119V120H52ZM245 119V120H244ZM34 120H36V119H32V120H29L30 122L29 123H32L31 121H34ZM233 120V119H232ZM52 121V122H51ZM248 121H250V122H248ZM255 121V122H254ZM257 121V122H256ZM68 122V123H67ZM113 122V121H112ZM234 122L236 123V126L239 128V130H240V134H235V136H234V133H232L231 134V137L229 136V138H228V140H229V142H230V144H232V145H235V144H233L234 142H235V138H236V144H238V145H236V147L237 148H235V150L236 149H238L239 150V152H238V157L236 158V159H234V161L232 162V158H231V156H230V158H228L227 160H226V166H218V167H216L217 168V170H219V168L221 167V169H223L222 170V173H223V175H229L231 178H229V180H231L232 182H234V183H239V182H241V178L243 177V176H241V171L243 172L242 174L244 175V177L243 178H246V180H247V183H251V180L254 178V177H251L250 175H249V170L252 168L251 166H250V163L252 164V163H254V164H252V165H261L260 163H258L256 160H255V158L252 156V153L250 152V150H251V148H252V145L254 144V138H256V135H259V137L260 138H258L259 139V142H258V144L256 145V150H257V147H258V150L260 151V152H262L263 150H264V112L263 113H261V110L260 109H258V110H253V108H252V110H250V111H248L247 112V114H245L244 116H242V115H239V116H237V117H235L234 118ZM261 122V123H260ZM6 123V122H5ZM53 123V124H52ZM52 124V125H51ZM253 124V125H252ZM241 125V127H239ZM243 125V126H242ZM246 125V126H245ZM252 125V126H251ZM238 128H236L237 130H238ZM250 129V131H248L249 129ZM253 130H252V129ZM253 131H255L257 134L255 135V134H253L254 135V138H253V135H252V133H255V132H253ZM262 134H260V133ZM263 132V133H262ZM213 133V132H212ZM241 135V136H240ZM261 135V136H260ZM250 136V137H249ZM252 136V137H251ZM34 138V137H33ZM211 138H214V137H211ZM227 138V137H226ZM232 138V139H231ZM234 138V139H233ZM239 139V141H238V139ZM58 139V138H57ZM147 139H151V137L149 138H147ZM260 139H262V140H260ZM102 140V139H101ZM217 140V139H216ZM253 140V141H252ZM59 141V140H58ZM147 141V140H146ZM158 142V141H157ZM31 143V142H30ZM252 143V144H251ZM245 146L244 148H243V150H240V147L239 146ZM2 145V143L0 142V146ZM131 145H133V143L131 144ZM135 146H136V144H134ZM220 145V144H219ZM259 145V146H258ZM28 146V147H27ZM77 146H78V144H77ZM77 146H75V147H77ZM149 146V145H148ZM148 146H144L143 147V149H145V150H147V148H148ZM187 146V145H186ZM182 147V150L181 151H183L182 152V158L184 159V162H183V166L182 167H180L179 166V170H178V180H175L176 182H175V188L176 189H174V191H172V193L173 192H175L176 190H178V189H183V191L182 192H179V193H176L175 194V196H179V195H183V194H186V192L188 191V187H189V189L192 191L193 190V188H195L196 189V191L198 190L199 192H201V190H202V186H203V182H206L207 184H209V185H211V184H214V183H217V182H220V180H219V178H218V175L216 174V171L217 170H214V169H212V170H210L208 173L206 172V174L205 173H202V171H201V168H202V166L203 165H200V164H198L195 160H190V157L193 155V151H191V150H188V149H186L187 147ZM209 147L208 148H203L202 149V152L204 153V155H210L211 154V150L212 149H214V148H216V142L214 143V142H211L209 145H208ZM221 146V145H220ZM24 147L25 148H27V149H29V144L27 145V143H26V145H24ZM74 147V148H75ZM107 148H109V150H107ZM135 148V147H134ZM170 148V147H169ZM162 149V151H160L157 155H159V156H155L154 157V162H159V163H161V164H156V168H154V170L155 171H158L157 173H166L167 172V168L170 166V165H173V164H178V161H177V157H176V152H172V150H170V149ZM142 149V150H143ZM151 149V147L149 146V149L148 150H150ZM111 150H112V147H102L101 149H99V150H97L95 153H93L92 151H88V152H85V154L83 153V161L85 160V159H89L87 162L88 163H93L92 165L94 166V167H96L95 166V164H96V162H99V161H101L103 158L102 157H104V156H107L108 155V153L107 152H111ZM141 150V151H142ZM145 150H143V152L142 153H144V154H142V153H139V155H140V157H141V161L140 162H142V164L143 165H145V166H147L148 168H149V171L150 172H152L153 171V168L152 167H149V164H151L150 162H149V160L146 158V153H145ZM98 152V153H97ZM220 154V153H219ZM55 154H52V156H54ZM246 156H248V157H252L251 158V160L252 161H250V163H248L247 161H246ZM12 158V159H11ZM10 159L15 163H17V162H22V157L21 156H14V157H11ZM15 158V159H14ZM54 158V157H53ZM117 159H119V158H117ZM116 159V157H115V160H117ZM118 161V160H117ZM153 161V159H151V162ZM110 161H104L103 162V160H102V163H100V165L101 164H103V165H105L104 167H102V171H104V173L103 174H101L100 175V177H103L104 178V181H106V182H108L109 184H110V189L107 191L106 189H105V187L102 185L101 186V184H100V187L97 185V184H99V183H97L96 185L98 186V188L97 187H95V186H93L92 188L91 187H88V188H86L85 190L83 189V192L84 193H86V192H90V193H94L95 195L98 193L99 194V198L98 199H102L101 200V202L104 200V198H102L103 197V194H106L107 192H112V193H114L115 195H117V196H123V193H122V189L121 188H119V186L120 187H123L122 185H121V183H120V181L118 180H115L117 183H115V182H110L111 180H112V178H110V176H108V172L110 171H108V169L111 167L110 166V163H109ZM64 163V162H63ZM65 165L68 167V168H71V164H66L65 163ZM111 165H114L113 163H111ZM158 165V166H157ZM152 166V165H151ZM215 168V169H216ZM71 169H73V168H71ZM105 169H106V171H105ZM213 170H214V173H213ZM252 170V169H251ZM250 170V171H251ZM2 171V170H1ZM87 171V170H86ZM123 171V170H122ZM167 173H169V170H168V172ZM251 173V172H250ZM53 174H51V176H50V181L51 182H53L54 180V178H55V180H57L58 179V176L57 175H53ZM236 175H238V176H236ZM25 176H27L26 175V172H24V176L23 177H25ZM68 177V176H67ZM96 177H98L97 176V174H95L94 176H93V178L95 179ZM188 177H191L190 179L188 178ZM209 177V178H208ZM69 178V177H68ZM196 178V182H194V179ZM177 179V178H176ZM240 179V180H239ZM72 180V179H71ZM191 180H193V181H191ZM234 180H236V181H234ZM263 180H264V178H263ZM253 181V180H252ZM262 185H264V183H263V181H262ZM194 186V187H193ZM74 187H76V189H81V188H83L84 186H82V185H79V184H75L74 185ZM95 187V188H94ZM3 188H5V186L4 187H2V189ZM242 188V187H241ZM98 189H99V191H98ZM171 191V190H170ZM127 193V192H126ZM238 195H241L242 197L240 198V199H242V201L244 200L245 201V199H246V197H247V194H245V192H243L242 193V190H241V193L240 194H238ZM231 201V202H230ZM232 201H234V197H228V198H224V199H222V200H220V203H218L219 201H216V204H214L215 206H210V207H212L213 209H214V211L215 212H217L218 211V209H219V207H220V205L221 204H224V203H226V206H227V204H228V202H229V207H228V209H232V210H234L235 208H234V202H233V204H232ZM163 202V201H162ZM159 203L161 204V201H159ZM166 204H167V207H168V209H166L167 211L166 212H169V211H172V210H176V208H177V203H176V201L175 200H167L166 202H165ZM184 203H185V201H184ZM183 203V204H184ZM39 204H41V203H39ZM112 204V203H111ZM124 204H125V201H124ZM109 205V204H108ZM186 205V204H185ZM103 206V204H101V206H100V208H101V210H102V212H104V211H106V210H108L109 211V209L108 208H105V207H102ZM115 206H117L119 209H123V208H121V206H120V203H118L117 202V204L115 205ZM194 207H196L195 205H194ZM198 207V206H197ZM196 207V208H197ZM10 208V207H9ZM86 208V207H85ZM126 209V206H125V208H124V210ZM24 210H27V208H25ZM124 210H122V211H124ZM81 212H85V209L84 210H82ZM248 214L249 215H256V214H259V215H261L260 214V212L258 213V211L257 210H251V212H250V210H248ZM86 213V212H85ZM151 214H152V212H150ZM11 214H12V212H11ZM84 215V214H83ZM126 215V214H125ZM248 215V216H249ZM178 217V216H177ZM257 217V216H256ZM258 217H260V216H258ZM134 218V217H133ZM136 218V217H135ZM179 218H181V217H179ZM228 218H230V219H234V221H235V224H236V217L232 214V215H230V216H228ZM87 220H88V217L86 218ZM10 220V225H11V228H12V225L15 223V219L14 218H11V219H9ZM89 221V220H88ZM136 221H137V218H136ZM117 223L119 224V226H117L116 228H115V230H114V232H116V233H118V234H120V236L121 237H125L124 239H126L127 240V236H126V234H127V232L129 231L126 227H125V225H124V219L123 218H120V219H118L117 220ZM165 224V227L166 228H164V231L166 230V232H170L171 231V229H170V224H167V223H163V225ZM66 226L65 225V222H63V221H60L59 222V225H58V230H59V226ZM134 225V224H133ZM67 227V226H66ZM101 227H102V229H104V230H106V232L108 233V234H110L111 232H113V231H111V230H113V229H110V228H107V225L105 226H103L102 224H101ZM134 227V226H133ZM206 228V227H205ZM204 228V229H205ZM131 230V229H130ZM207 230V229H206ZM154 231V230H153ZM163 231V230H162ZM163 231V233L164 234H166V232H164ZM60 233V232H59ZM153 234V233H152ZM200 236H198L199 237V239H200V241H199V244L201 245L202 244V242L205 240H207V236H206V234H207V232L206 231H201V232H199L198 233ZM245 235L246 236H249L250 235V233H249V230L247 231V233H245ZM33 236V235H32ZM35 237V236H34ZM90 238L93 240V242H92V247H94L95 248V246H96V241H95V239L93 238V233L92 234H90ZM26 239H27V237H26ZM203 240V241H202ZM118 241H119V238L116 240V243H118ZM119 242H122L121 240L119 241ZM121 244V243H120ZM129 242H128V246H129ZM150 244H151V242H150ZM34 246H35V248H34V250H37V248H38V245H36V244H33ZM37 246V247H36ZM201 247V246H200ZM253 247V246H252ZM252 247L251 246H247V247H245L244 246V248H242V247H240V248H238V251H236L235 252V254L234 255H232L231 253H233V251H227L226 252V254L228 255V256H231L232 258H234V257H237V264H244V262H240V260H242L243 258L242 257H246L247 256V260H248V262H251V261H254V260H256V259H254V257H255V255L251 258V256H250V252L252 251ZM96 249V248H95ZM244 249V250H243ZM247 249V250H246ZM173 250V249H172ZM172 250H165L164 251V254L163 253H161V254H163V255H165V256H171L172 257V259H173V261H175V262H177V260H178V258H177V260H174V259H176V250H173V252H174V254L172 253ZM247 252V253H245V252ZM198 252H200V253H202L203 251H201V250H198ZM263 253H264V250L262 251ZM34 254H37V253H33V254H31V257L34 255ZM45 255H47L48 257H49V255L46 253ZM258 255V254H257ZM35 256V255H34ZM157 257V256H156ZM263 257V258H262ZM33 258V257H32ZM240 258H242V259H240ZM263 259V260H262ZM79 260H82L81 262H78V263H80V264H83L84 263V261H86L87 262V260L88 259H84V258H77L76 259V261H79ZM157 261H159L158 260V258H154L153 260H152V263L153 264H159V262H157ZM179 261V260H178ZM258 261L260 262V264H264V262H262V261H264V254L261 256V255H258ZM132 262L134 263V264H141L140 262H135V261H133L132 260ZM176 264H182L181 262L180 263H176Z\"/></svg>",
    "mask_w": 264,
    "mask_h": 264
},
{
    "label": "crops",
    "instance_id": "3",
    "mask_svg": "<svg viewBox=\"0 0 264 264\" xmlns=\"http://www.w3.org/2000/svg\"><path fill=\"white\" fill-rule=\"evenodd\" d=\"M258 1L260 2V0H258ZM261 4H262L261 6L264 8V4L262 3V1H261ZM27 37H25V35L20 36L17 39L14 48H6L3 50V52L1 51V53H0V121L6 122L9 125L8 130L10 132L23 131L22 129H20V128H22V125H25V123H29L30 122L29 120H31L30 116L28 115L30 112L29 107L26 106V102L20 103L16 99L17 96L19 95L17 93L18 89L14 88V86H12L13 79L16 80L18 78H21L22 81L24 82L25 81L24 80V74L30 73V71H29L30 65L24 60V58L22 56V55L26 54V52H27V46H26ZM5 43H6V38L0 32V45L5 44ZM14 49H15V51H14ZM16 51H19V52H16ZM10 53H12L13 56H11L10 58H7L8 56H10L9 55ZM5 99H6V101H5ZM40 105H41V103L39 104V106ZM63 107L67 111V114H70L72 112V110L70 109V105H67V104L64 105L63 104ZM16 108L19 111L18 110L15 111ZM97 115L98 114H96V116H95L96 119L94 118L95 120H92V123L97 124L98 121H101V120L105 121V119L109 122L113 120L112 118L110 119L108 117L107 118L106 117H97ZM23 134L26 137V139H28V141L32 143L34 149H36L38 154H40V156L42 157L41 162L40 161L33 162L32 160L27 161V162L26 161L21 162V164H23L24 172H26V175H27L25 177L26 181H27L26 183L30 186L32 185L37 190H40L42 188V196L41 197L37 196L35 198V201L41 203V205L44 207L45 206H49V207L53 206V208H54L53 213H56V212L58 213L57 210H58L59 205L61 203L68 201L69 199H73L72 197H75V195H79V197L81 198L82 201H84V202L86 201L85 202V207H86L85 211L87 213L89 222H91V224L93 223V225H91V227L93 229V231H92L93 232V238L96 241L95 248H96L97 257H98L96 264H134L132 262V260L127 257L128 255H125V256L123 255L124 257L121 256L122 257L121 258V257H119L121 255V253L120 252H119L120 254L116 253V251L119 248L118 245L120 243L121 244L125 243L126 246H128L127 242H119L118 241V243H116V240L111 241L109 239L110 234H108L106 232V230L102 229L101 225H99V224L94 225L95 222H98V220L100 218L99 215L101 214L100 212H102V210L100 208L101 199H98L99 195H97V194L95 195V194H92L90 192L84 193L82 189H80V191L77 193L76 187L75 188H74V186L72 187L71 183L69 182L68 179H72L73 181H76L80 178V176H83L85 174L86 171L81 170L83 168V166L78 167V168L73 167V169L68 168L65 165V163H63L62 161L56 160V157L52 156L50 154V152L53 149L51 147V145L50 146L49 145L43 146L40 144L39 141H37L36 139L31 137L29 134L25 133L24 131H23ZM256 145L257 144L252 145L250 152L252 153V156L255 158V160L258 163H260L264 168V150L262 152H260L258 150V147L256 150V148H255ZM126 146L128 148L133 149V150L140 151L137 146H135L134 144L131 145V144H129V142H127L125 139H123V148H125ZM0 151L3 154H8V153H10L11 150L6 145H4L2 143V145L0 146ZM219 151L220 150L218 149V152H217L218 154H219ZM46 153H49V154L47 155ZM53 157H55V158H53ZM219 157H221L220 154H219ZM80 162H83L82 156L80 158ZM92 164L93 163H91V164L88 163L89 168L92 166ZM11 168H15L14 165L10 166L9 164H6V163L5 164L0 163V172L3 169L10 170ZM144 171L145 172L149 171L148 167L145 166ZM51 174L57 175L58 179L54 180L53 182H50ZM37 176L39 177V180H38L39 184L38 185L40 188L36 184H32V182H31L34 180V178L36 179ZM117 176L119 178L121 185L124 187V189L134 190V189L143 185V184H140V182L143 179L136 178L137 176L135 177L134 175H132L130 173L129 170H125V168L123 169V171L119 172V174ZM97 180L101 181L102 184L104 182V178L100 177V176L97 177ZM105 182H104L105 185L103 184L105 189H108V188L110 189L109 184L107 182L106 183ZM7 183L8 182L6 180L1 179V177H0V188L4 187ZM98 183H100V182H98ZM62 186H64V189L65 188L66 189L63 190ZM65 186H68V187H65ZM225 186L227 187L228 185H225L222 181L211 184V185L207 184L206 182H203L201 192H199L198 190L196 191L195 188H193V190L191 191L188 187V192H186V194H184V196H183V198L185 200L184 204H186L188 206L197 205L198 207L196 209H197L198 214L201 215V217H202L201 219L209 222V224L206 226V228L203 231L207 232L206 238L208 240L212 239L213 240V246L214 245L215 246L212 248V250H214V251L208 253V254H211L207 260L208 264H236V260H237V257L232 258L231 256H228L226 254L228 247L233 245V244H236L239 240V237L237 236L236 230H235V226H236L235 221H234V219L232 220V219L228 218V216L233 214L234 210L219 207L218 211L215 212L213 210V208L210 207V205L208 204L210 202V200H212L216 197H219L220 200L227 197L226 192H224V189L226 188ZM111 195L110 196L112 197V199L115 202L120 203L121 208H123L122 210H124V208H125V204H124L125 197L124 196L125 195L117 196L114 193H111ZM172 198L173 197H171V201L173 200ZM146 202L147 201L144 202L145 203L144 205L148 206V205H146L147 204ZM221 206L225 207L226 204H221ZM1 209L2 208H0V225L3 226L4 224H7V222H9L10 217H9V214L7 215V213L3 212V210H1ZM152 209L153 208L148 209L145 207L146 211L149 210L150 212H156ZM6 212H8V211H6ZM80 213L75 214V217H79L83 214V212H80ZM144 215H145V217H147L146 213ZM189 226L192 227L193 225H190V223H189ZM93 227H95V228L97 227L98 229L96 228V230H95ZM33 230H35V229H33ZM11 231L13 233H15L16 235L19 234V231L17 229H15L13 225H12ZM68 231H69L68 227H66V226L64 227L61 225L59 226V232L60 233H62V232L68 233ZM97 233H98V235H97ZM31 235H29V236H31ZM29 236H27V237H29ZM215 238H217V239H215ZM30 240L32 241L33 239L31 237H29L28 241L31 242ZM2 242L3 241H1V238H0V264H15L14 259H12V257L8 256V254L5 250L4 243H2ZM206 242L207 241H203L201 244V247H203V245H204L203 250H202V251H204L203 254L204 253L206 254V252H207L206 250H204ZM125 244H124V247H125ZM38 246H40V245H38ZM119 246L123 248L122 245H119ZM105 247H106V249H105ZM25 248H26L27 252L30 253L34 250L35 246L33 245V243L27 242ZM215 248H217L219 251H215L216 250ZM114 249H115V251H114ZM107 250H108L109 254H107L108 253ZM119 250H120V248H119ZM45 254H46V252H42V253L38 252L37 254H34L35 256L34 255L32 256L33 257V263L34 264H42V261H44L45 259L48 258V256ZM106 255H108V259H107ZM109 259H110V261H108ZM52 262L58 264L55 260H52ZM140 263L144 264L143 262H140Z\"/></svg>",
    "mask_w": 264,
    "mask_h": 264
}]
</instances>
